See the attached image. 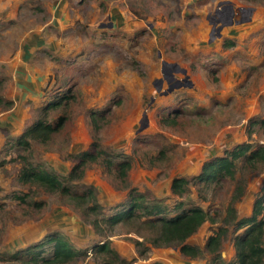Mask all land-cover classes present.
<instances>
[{
	"label": "rangeland",
	"instance_id": "1",
	"mask_svg": "<svg viewBox=\"0 0 264 264\" xmlns=\"http://www.w3.org/2000/svg\"><path fill=\"white\" fill-rule=\"evenodd\" d=\"M227 40L236 46L225 48ZM0 77L4 97L14 101L0 109V264H24L10 257L27 259L26 249L41 242L43 255H52L54 235L78 250L68 264H101L96 249L104 242L118 252L116 264H212L205 244L225 225L235 180L194 179L182 196L171 184L194 178L239 143L264 144V130L250 127L264 117V0H0ZM177 80L180 87L169 90ZM65 92L74 98L49 110L52 123L67 114L64 128L47 143L29 138V147L19 146L43 106ZM180 109L177 124L161 123ZM91 113H103L98 126ZM95 126L106 151L131 160L130 186L148 200L171 215L182 202L214 216L187 240L204 255L154 245L155 233L136 219L98 230L82 208L21 178L29 163L68 173L75 155L91 148ZM244 164L237 161L240 217L252 214L264 186V167ZM115 179L91 163L77 189L94 186L102 216L111 215L129 193ZM241 231L229 227L225 261L235 259Z\"/></svg>",
	"mask_w": 264,
	"mask_h": 264
},
{
	"label": "trees",
	"instance_id": "2",
	"mask_svg": "<svg viewBox=\"0 0 264 264\" xmlns=\"http://www.w3.org/2000/svg\"><path fill=\"white\" fill-rule=\"evenodd\" d=\"M234 46H236V43L232 40H227L224 44L225 48H233ZM4 82V78L0 77V109H10L14 101L4 97L2 92L5 85ZM71 91L69 90V92ZM73 96L72 93L66 94V92L64 95L62 93L57 94L47 105L43 106L41 116L23 132L18 138L17 144L29 147V138L42 143L49 142L52 136L64 128L68 117L67 114H61L52 123L49 121V110L51 108L57 109L64 103L68 104L74 98ZM182 112V109H180L173 114L168 113L161 118V123L164 125L177 124L178 115ZM102 114L99 113V117H97L95 113H91V119L95 125H97V120L103 116ZM97 126H95L94 141L91 148L75 155V164L68 173H59L55 170L52 171L41 167L39 164L29 163L22 169L21 178L32 185L42 187L48 193L58 194L75 204V206L82 208L85 214L89 216L91 224L98 230L102 227V224L113 227L120 222L136 219L143 228L155 233L152 238L154 245H177L182 254L191 258L204 255V249L198 245L188 243L187 240L206 221L215 222L214 216L199 206L185 209L182 202L175 205L176 213L171 215L169 213L170 209L166 205L160 201L153 202L148 200L145 193L138 191L135 187H131L128 181L129 170L132 166L131 160L122 153L106 151L100 144L99 127ZM251 126H259L264 130V117L251 119ZM251 134L252 129H249L248 136L250 137ZM161 152L163 153V151ZM115 157L116 159H114ZM241 159L244 160V166L263 168L264 144L239 143L234 148L227 150L225 156L204 162L200 173L194 178L175 177L171 184V191L176 195L182 196L187 191V184L194 179L205 184L219 182L227 177L235 180L234 192L224 218L225 225L220 226L217 231L210 235L205 244L206 253L211 255L212 264H264V186L261 194L257 196L254 202L252 214L240 217L235 203L244 194V186L236 177L237 161ZM91 163H97L104 167L109 176L121 181L129 189L128 201L123 203L111 215L102 216L101 205L97 199L94 186H89L84 191L77 189V182L83 179L85 170ZM20 199L24 200L22 197ZM34 204L39 205L40 203L35 202ZM231 225L235 226L237 232L239 230L242 231L234 239L235 259L228 262L222 258L221 250ZM48 240L50 242L53 241L52 255H43L44 242H41L34 247L26 249L24 256L27 259H23L17 254L12 255L10 258L21 260L24 264H68L78 254V250L63 237L54 235L49 237ZM137 243L138 246L139 244L140 246L142 245L139 241ZM140 246L139 252L143 254ZM96 250L103 257L101 264H116L121 260L118 252L110 246L109 242L102 243ZM152 264L161 263L154 262Z\"/></svg>",
	"mask_w": 264,
	"mask_h": 264
},
{
	"label": "water",
	"instance_id": "3",
	"mask_svg": "<svg viewBox=\"0 0 264 264\" xmlns=\"http://www.w3.org/2000/svg\"><path fill=\"white\" fill-rule=\"evenodd\" d=\"M166 62H164V64H165ZM177 70V69H176ZM178 71V70H177ZM174 83V85H171V87L169 88V90H172V88L173 87H176V88H178V87H180V84H179V81L177 80L176 82H173Z\"/></svg>",
	"mask_w": 264,
	"mask_h": 264
}]
</instances>
